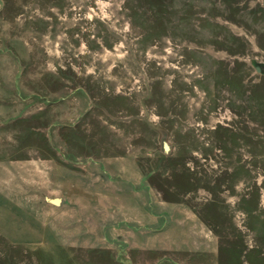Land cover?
Returning <instances> with one entry per match:
<instances>
[{
    "label": "rangeland",
    "instance_id": "obj_1",
    "mask_svg": "<svg viewBox=\"0 0 264 264\" xmlns=\"http://www.w3.org/2000/svg\"><path fill=\"white\" fill-rule=\"evenodd\" d=\"M0 264H264V0H0Z\"/></svg>",
    "mask_w": 264,
    "mask_h": 264
},
{
    "label": "water",
    "instance_id": "obj_2",
    "mask_svg": "<svg viewBox=\"0 0 264 264\" xmlns=\"http://www.w3.org/2000/svg\"><path fill=\"white\" fill-rule=\"evenodd\" d=\"M256 69L259 71L260 70V67L257 66ZM164 146H165V148H167V145H164ZM47 200L49 202L53 203V204H56V205L60 204V201H61V199L59 197L47 198Z\"/></svg>",
    "mask_w": 264,
    "mask_h": 264
}]
</instances>
